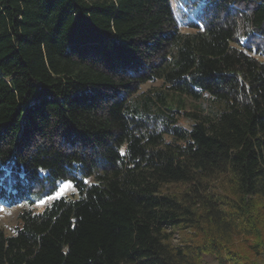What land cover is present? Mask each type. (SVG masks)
I'll return each instance as SVG.
<instances>
[{
	"label": "trees",
	"instance_id": "16d2710c",
	"mask_svg": "<svg viewBox=\"0 0 264 264\" xmlns=\"http://www.w3.org/2000/svg\"><path fill=\"white\" fill-rule=\"evenodd\" d=\"M180 3L0 0V264H263L264 0Z\"/></svg>",
	"mask_w": 264,
	"mask_h": 264
},
{
	"label": "rangeland",
	"instance_id": "374dc122",
	"mask_svg": "<svg viewBox=\"0 0 264 264\" xmlns=\"http://www.w3.org/2000/svg\"><path fill=\"white\" fill-rule=\"evenodd\" d=\"M172 8H174L175 11V18L176 21L179 22L180 27L184 31H188L186 26V19L184 16V13L187 14V16H190V13L186 8L182 6L180 3V0H171ZM184 11V12H183ZM257 57L264 62V57L257 55ZM160 83L151 82L149 84H146L142 87L141 91L143 93L150 91L151 89L159 88ZM186 111L189 112H195L197 111L196 106L194 103H190L186 107ZM180 123L184 124L185 126H189L190 122L188 121L185 114L180 115ZM67 185V186H66ZM58 189L53 191L51 195L47 196H41L40 193L34 194V200L36 201L34 204H30L28 202L20 203V204H14V205H5L0 203V228L6 232V234L11 235L14 233V228L18 225H20V219H19V213L22 212L24 209H31L35 213H39L43 211V209L51 204L54 199L60 198V197H78V191L75 188V186L72 184L71 181H59L58 182ZM174 188H177L175 186ZM263 223H264V212H263ZM264 233V230H263ZM180 233L177 232L174 234L173 240L175 244L180 243ZM264 264V259H262ZM206 264H218L216 259H213L212 257H206Z\"/></svg>",
	"mask_w": 264,
	"mask_h": 264
},
{
	"label": "snow or ice",
	"instance_id": "6c2138e0",
	"mask_svg": "<svg viewBox=\"0 0 264 264\" xmlns=\"http://www.w3.org/2000/svg\"><path fill=\"white\" fill-rule=\"evenodd\" d=\"M67 186V185H66Z\"/></svg>",
	"mask_w": 264,
	"mask_h": 264
}]
</instances>
